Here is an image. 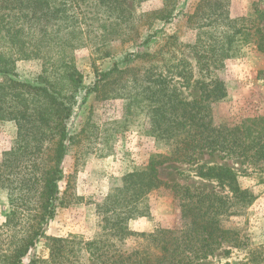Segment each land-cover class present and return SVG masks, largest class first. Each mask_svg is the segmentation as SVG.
I'll return each mask as SVG.
<instances>
[{
  "label": "rangeland",
  "instance_id": "374dc122",
  "mask_svg": "<svg viewBox=\"0 0 264 264\" xmlns=\"http://www.w3.org/2000/svg\"><path fill=\"white\" fill-rule=\"evenodd\" d=\"M51 1L50 8L63 9L55 18L60 28L53 23L45 27L47 38L54 40L57 59H20L15 71L19 80L35 85L48 76L67 86V69L79 74L80 81L71 91L75 100L65 122L66 154L61 164L63 179L58 182L61 193L69 182L70 190L66 207H60L47 223L45 237L23 264L50 259L48 238L81 242L77 245L83 247L107 235L108 215L99 205L122 185L128 172L146 165L153 154L164 155L173 148L174 140L156 137L149 87L165 88L169 94L178 90L184 101H193L207 91L202 88L204 82L223 81L227 96L209 105L215 126H242L255 119V134L261 132L260 145H264V52L257 47L259 28L264 34V0ZM14 5L9 8L6 0H0V22L14 21L16 27L22 21L15 17L22 13ZM29 29L35 32V27ZM2 34L0 52L7 53L12 47ZM17 135L13 121H0V163L16 145ZM57 140L60 137L52 143ZM221 169L231 170L250 195L242 198L231 190L234 183L221 177ZM158 173L167 185L145 198L147 216L128 222L131 235L110 238L118 249L145 251L154 262L159 250L144 235L159 228L188 226L182 201L189 188L224 197L226 210L220 224L237 240L222 244L195 264H245L254 257L264 264V156L259 157L256 149L246 157L204 151L194 162L170 161L158 167ZM12 213L9 192L0 188V225ZM64 256L57 264L76 260L73 254ZM79 257L80 264H100L84 248Z\"/></svg>",
  "mask_w": 264,
  "mask_h": 264
},
{
  "label": "trees",
  "instance_id": "16d2710c",
  "mask_svg": "<svg viewBox=\"0 0 264 264\" xmlns=\"http://www.w3.org/2000/svg\"><path fill=\"white\" fill-rule=\"evenodd\" d=\"M51 3V0H6L9 8L14 5L21 11L20 18H15L22 23L15 27L14 21L12 24L0 22V33L4 29L6 34L2 36L12 47L7 53L0 52V121H13L18 129L16 145L5 153L0 163V188L8 190L13 208L7 222L0 225V264H23L38 240L45 237L47 223L55 218L60 207H66L69 198L70 182L62 193L58 182L63 179L61 164L66 154L65 122L71 116L75 100L71 91L80 81L79 74L73 68L67 69V86L57 79L52 82L48 76H43L41 83L35 85L19 80L15 71V63L20 59L41 57L51 62L57 59L58 54L52 49L54 40L47 38L45 27L53 23L60 28L55 18L63 9L60 6L50 8ZM70 20L73 23L75 15ZM29 26L35 27L36 33H31ZM58 32L56 30L55 35ZM258 33L257 47L264 52V34L260 28ZM204 87L207 91H202L201 98L193 101H184L178 90L169 94L165 88L149 87L156 137L174 140L173 148L164 155L153 154L146 165L128 172L122 185L113 189L99 205L108 215L105 239L99 237L79 247L77 244L81 242L48 238L50 259L35 258L30 264H57L65 258L64 254H73L76 259L73 264H80L79 252L83 248L91 260L100 264H195L222 244L237 241L235 234L220 224L219 218L226 210L224 197L186 188L182 214L189 219L188 226L183 230L159 228L144 235L159 250L154 262L145 251L128 253L112 243L114 238L121 240L131 235L128 222L147 216L143 211L145 198L167 185L159 178L158 167L170 161L194 162L204 151H227L246 157L256 149L259 157L264 156L261 132L255 134L253 127L255 119L242 126H215L209 105L227 96L224 82H204ZM57 137L60 140L52 143ZM221 170V177L234 183L231 190L242 198L250 195L248 189L242 190L237 184L231 170ZM261 263L254 257L245 264Z\"/></svg>",
  "mask_w": 264,
  "mask_h": 264
}]
</instances>
